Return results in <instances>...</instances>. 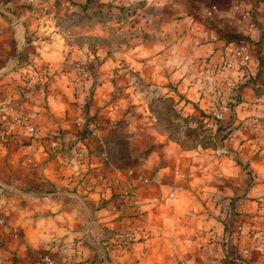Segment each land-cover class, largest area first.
I'll return each instance as SVG.
<instances>
[{
	"label": "crops",
	"instance_id": "crops-1",
	"mask_svg": "<svg viewBox=\"0 0 264 264\" xmlns=\"http://www.w3.org/2000/svg\"><path fill=\"white\" fill-rule=\"evenodd\" d=\"M3 1L0 103L21 118L0 120V264H264V205L240 197L236 161L255 144L237 134L264 112V0H129L150 35L124 50L87 44L97 33L60 7ZM241 42L250 59L209 75ZM159 94L205 112L235 99L232 132L182 150L146 115Z\"/></svg>",
	"mask_w": 264,
	"mask_h": 264
},
{
	"label": "rangeland",
	"instance_id": "rangeland-1",
	"mask_svg": "<svg viewBox=\"0 0 264 264\" xmlns=\"http://www.w3.org/2000/svg\"><path fill=\"white\" fill-rule=\"evenodd\" d=\"M39 1L42 2L41 12L45 11L46 7L53 11L60 7L59 9L64 11V15L71 16L70 24L80 28L79 33L82 31L97 33L98 36L85 34V42L90 45L96 46L102 43L124 50L125 45L138 43L144 36L150 35L140 30L138 25L140 18L132 17L134 12L138 10L137 6H134L136 3L134 1L90 0L85 8H82L79 4L81 2L76 0H69V4L64 1L65 3H60L57 6L49 0ZM25 2L22 1L20 5L27 7ZM7 9L9 8L7 7ZM164 12L166 14V10ZM134 27L136 28L134 29ZM82 53L86 56L89 53L92 54L90 48L88 51H82ZM86 56L80 62L81 66H84L85 62L88 61L89 58ZM178 95L180 94L176 96L159 94L147 104L146 115L149 117L151 127L155 129L158 137L162 135L177 143L182 150L220 147L224 141H221L219 137L228 132L226 136L228 138L229 132H232L233 129L230 131L226 129L225 125L228 120H225V117L228 115L223 113L222 118L217 119L211 113L208 118L197 110L190 111ZM254 118H258L260 123L258 125L251 123L250 128L242 130V133L236 136L239 142L249 139L255 140L252 155L243 156L240 160L236 158L246 175L244 192L240 197L246 198V195L250 194L259 205H264V112L254 115L252 119ZM218 129L219 133H217ZM251 161L254 162V165ZM252 188L254 189L250 192L249 190ZM235 200L236 196L229 198V201Z\"/></svg>",
	"mask_w": 264,
	"mask_h": 264
},
{
	"label": "built area",
	"instance_id": "built-area-1",
	"mask_svg": "<svg viewBox=\"0 0 264 264\" xmlns=\"http://www.w3.org/2000/svg\"><path fill=\"white\" fill-rule=\"evenodd\" d=\"M27 3H30L33 6L40 8L42 6V2L39 0H25ZM250 59V49L247 43L241 42L232 44L227 48L226 56L224 60L213 63L208 67V74L215 75L216 73H222L224 70L231 69L235 66V64L240 62H245ZM227 107L222 105L220 102L215 101L214 106L211 107L209 113L213 114L215 118L221 119L222 114L226 111ZM21 115L16 109L15 105L12 103H0V120L3 122L6 121H18L20 120ZM251 123L254 125H258L259 119H252ZM28 131L33 133L35 128L32 126H28ZM4 138L3 131L0 132V139ZM126 202L120 201L114 206L115 211H123L126 208ZM124 240H133V235L129 231H125L121 234ZM42 264H56L54 259L50 255H46L42 258Z\"/></svg>",
	"mask_w": 264,
	"mask_h": 264
},
{
	"label": "trees",
	"instance_id": "trees-1",
	"mask_svg": "<svg viewBox=\"0 0 264 264\" xmlns=\"http://www.w3.org/2000/svg\"><path fill=\"white\" fill-rule=\"evenodd\" d=\"M10 0H4L3 2H5V4L6 3H8ZM49 1H51L52 3H54V5L55 6H57V5H59L60 3H64V1H62V0H49ZM69 1V0H68ZM25 2V1H24ZM90 2V0H85L84 2H81V3H79L80 4V6H82V8H85V6H86V4H88ZM25 4L27 5V6H33V5H31L30 3H27V2H25ZM69 4V3H68ZM179 96V98H182L183 99V97H181L180 95H178ZM235 99L234 100H229V101H227L226 102V104H227V109H226V111H225V114H227L228 115V117L230 118L228 121H227V124L225 125L226 127L227 126H229L230 125V123L232 122V120L234 119V104H235ZM188 101L187 100H185V103H187ZM87 104V103H86ZM194 106V110H197V111H199L200 113H202L203 115H205L206 117H208L209 118V116H210V113L209 112H205V111H203V110H201V109H199L197 106H195V105H193ZM86 121H87V119H86ZM84 126H85V128H87V122H85V124H84ZM229 131H230V129H229ZM217 133H219V129H218V131H217ZM227 133L228 132H226L225 133V135H222L221 137H219V139L221 140V141H224L225 139H226V136H227ZM89 135L90 136V134H91V131L89 130V129H86L85 131H84V135ZM224 136V137H223ZM71 147H73V143L72 144H70V145H68V148H71ZM202 147H204V146H202ZM210 147H213V146H210Z\"/></svg>",
	"mask_w": 264,
	"mask_h": 264
},
{
	"label": "water",
	"instance_id": "water-1",
	"mask_svg": "<svg viewBox=\"0 0 264 264\" xmlns=\"http://www.w3.org/2000/svg\"><path fill=\"white\" fill-rule=\"evenodd\" d=\"M12 18L15 19L14 16H12ZM88 228H89V226H88V224H87V229H86V234H87V236H89V229H88Z\"/></svg>",
	"mask_w": 264,
	"mask_h": 264
}]
</instances>
